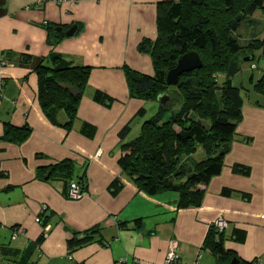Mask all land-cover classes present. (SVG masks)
Listing matches in <instances>:
<instances>
[{
	"label": "crops",
	"instance_id": "obj_1",
	"mask_svg": "<svg viewBox=\"0 0 264 264\" xmlns=\"http://www.w3.org/2000/svg\"><path fill=\"white\" fill-rule=\"evenodd\" d=\"M39 1L0 0V244L32 264H164L173 244L178 264H229L208 245L215 234L240 264H264V100L245 101L222 175L199 186L198 208L180 209L178 193L151 198L119 166L122 146L161 107L131 98L124 68L154 76L153 59L139 46L157 41L160 5L182 0ZM73 27L77 34L66 37ZM52 56L93 68L71 130L52 124L41 107L38 68ZM263 73H250L252 90ZM97 92L113 105L97 104ZM58 121L67 122L64 112ZM85 125L93 127L91 137L82 133ZM25 127V142L4 139L7 128ZM64 162L74 168L70 182L53 172ZM237 166L247 175L235 174ZM71 182L85 187L83 199L69 198ZM115 182L123 186L118 191ZM219 219L229 225L220 235ZM93 229L92 242L70 252L74 234Z\"/></svg>",
	"mask_w": 264,
	"mask_h": 264
},
{
	"label": "trees",
	"instance_id": "obj_2",
	"mask_svg": "<svg viewBox=\"0 0 264 264\" xmlns=\"http://www.w3.org/2000/svg\"><path fill=\"white\" fill-rule=\"evenodd\" d=\"M257 12L264 14V0L163 3L157 21V41L146 39L138 49L140 54L153 59L154 76L124 68L132 99L156 104L160 96L167 95L164 91L174 88L183 102L175 111L172 97L168 94L169 102L160 105L154 118L143 124L140 135L122 146L126 155L120 159L119 166L138 189L151 198L168 192L178 193L180 209L198 208L204 197V192L198 190L199 186H207L222 175L224 159L230 153L238 125L243 122L245 98L234 80L242 74L245 65L257 66V57L264 56V39L244 46L235 34L247 22L246 19L253 18ZM60 36L64 38L65 35L60 33ZM50 44H53L51 37ZM192 51L203 61L202 69L182 75L174 87L167 86L168 73L176 68L181 57ZM22 58L31 61L29 56ZM50 63L44 66L42 62L38 68L41 107L52 124L71 130L93 68L74 67L60 56H52ZM215 75L221 78L215 81ZM62 84L76 87L83 93L73 97L70 91L61 88ZM253 87V92L264 99V73ZM94 101L107 107L113 105V100L102 92L95 94ZM62 112L66 114L67 122L61 124L58 116ZM130 129L123 131L122 141ZM93 131V127L88 125L82 129L87 137H91ZM30 134L27 127L7 128L4 139L19 144L25 142ZM199 155L202 157L197 158ZM184 157L200 160L190 166L187 161L181 163ZM55 168L53 172L58 169L65 172L69 182L73 178L74 168L70 163L64 162ZM234 173L246 176L248 171L237 166ZM0 177L5 175L0 174ZM114 185L117 191L123 187L119 182ZM96 232L93 229L75 233L69 241L70 252L91 243ZM220 237L216 241L217 237L212 234L208 245L220 262L230 264L235 256L226 251L223 235ZM44 241L45 236L42 235L38 243ZM236 241L243 244L244 239L236 238ZM0 264L32 263L0 244Z\"/></svg>",
	"mask_w": 264,
	"mask_h": 264
},
{
	"label": "rangeland",
	"instance_id": "obj_3",
	"mask_svg": "<svg viewBox=\"0 0 264 264\" xmlns=\"http://www.w3.org/2000/svg\"><path fill=\"white\" fill-rule=\"evenodd\" d=\"M247 22L241 27V29L238 31V33L235 34V37L238 39L242 40L241 44L242 45H249L251 42L255 40H261L263 41L264 39V14L262 12H257L253 18L246 19ZM256 65L250 66L249 64L245 65L243 67V72L239 76H237L234 80L235 86H237L239 89L242 90V96L245 98V101H253V102H258V101H263L264 99L260 96H257L256 94L253 93L252 87H250V73H255V75H262L264 71V56H258L256 59ZM255 67V68H254ZM247 68H249L247 70ZM221 78L218 75L214 76V80L216 81L217 79ZM245 87V88H244ZM167 95H171L172 101L174 103V106L176 107L174 110L178 111L183 102L182 99L180 98L179 94H177V90L174 88H170L166 91ZM247 98V99H246ZM155 107V106H153ZM201 158L202 155H199L197 158ZM200 159L194 158L192 159H187L186 157L182 158L181 163H184L187 161L189 165H193L197 162H199Z\"/></svg>",
	"mask_w": 264,
	"mask_h": 264
},
{
	"label": "water",
	"instance_id": "obj_4",
	"mask_svg": "<svg viewBox=\"0 0 264 264\" xmlns=\"http://www.w3.org/2000/svg\"><path fill=\"white\" fill-rule=\"evenodd\" d=\"M75 34H77V27H73L67 33V37L71 38ZM202 62L203 61H201L200 56L193 51L181 57L180 61H178L177 63L176 68L170 71V73H168L167 75V79H166L167 86L174 87L179 84L178 81L182 75L202 69L203 67ZM61 88L70 91L69 93L73 97H77L83 93V91H80L78 88L72 87L70 85L62 84ZM168 102H169V97L167 95H162L158 99V103L163 106L166 105ZM233 261L234 262H232V264H240V261L238 259H234Z\"/></svg>",
	"mask_w": 264,
	"mask_h": 264
},
{
	"label": "built area",
	"instance_id": "obj_5",
	"mask_svg": "<svg viewBox=\"0 0 264 264\" xmlns=\"http://www.w3.org/2000/svg\"><path fill=\"white\" fill-rule=\"evenodd\" d=\"M46 0H41L38 3V7H41L42 5H44ZM57 3H62L66 0H55ZM5 64H10L9 62H6ZM255 68V67H254ZM70 196L69 198L72 200H81L85 197V190L84 188L81 186V184L75 183V182H71V185H69V193ZM42 219H37V223H41ZM214 228L216 229V231L220 234H223L225 232V230L229 227V225L227 224V222L224 219H219L215 222L214 224ZM49 227L45 230L46 232H49ZM20 234V232H15L14 234V238H16L18 235ZM178 246L177 244H173L172 247H170L169 252L167 254V259L165 261L164 264H178L180 262V256L178 253ZM69 260H72L71 256L68 257ZM201 259V257H200ZM253 264H257V263H253Z\"/></svg>",
	"mask_w": 264,
	"mask_h": 264
}]
</instances>
